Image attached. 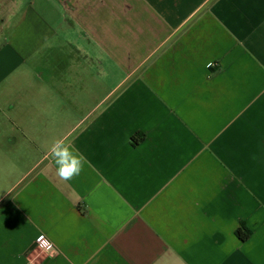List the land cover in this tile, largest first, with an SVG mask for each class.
<instances>
[{"label":"crops","instance_id":"crops-1","mask_svg":"<svg viewBox=\"0 0 264 264\" xmlns=\"http://www.w3.org/2000/svg\"><path fill=\"white\" fill-rule=\"evenodd\" d=\"M17 2L0 264H264V0ZM58 136L89 161L68 182Z\"/></svg>","mask_w":264,"mask_h":264},{"label":"clouds","instance_id":"clouds-1","mask_svg":"<svg viewBox=\"0 0 264 264\" xmlns=\"http://www.w3.org/2000/svg\"><path fill=\"white\" fill-rule=\"evenodd\" d=\"M47 158L54 167V175L63 182H68L79 176L89 161L74 145L71 138L54 137L47 147ZM7 175H14L20 170L18 166L7 161L2 165ZM0 191L10 192L7 186H0Z\"/></svg>","mask_w":264,"mask_h":264},{"label":"rangeland","instance_id":"rangeland-1","mask_svg":"<svg viewBox=\"0 0 264 264\" xmlns=\"http://www.w3.org/2000/svg\"><path fill=\"white\" fill-rule=\"evenodd\" d=\"M8 1V2H6ZM12 0H0V26L3 27V31H0V44H2L5 39H8L10 34H9V29L11 27V23H14L19 17L17 15V17H13L10 22L5 25L6 21L5 20H1L2 17H4L6 15V12H7V6L8 4H11ZM26 1L27 0H18L17 4L18 6H20L21 9H24L25 6H26ZM7 3V5H5L4 3ZM4 4V5H3ZM37 5V3H36Z\"/></svg>","mask_w":264,"mask_h":264},{"label":"built area","instance_id":"built-area-1","mask_svg":"<svg viewBox=\"0 0 264 264\" xmlns=\"http://www.w3.org/2000/svg\"><path fill=\"white\" fill-rule=\"evenodd\" d=\"M38 246L46 253L53 254L56 249L54 244L46 237L40 236L37 240Z\"/></svg>","mask_w":264,"mask_h":264},{"label":"trees","instance_id":"trees-1","mask_svg":"<svg viewBox=\"0 0 264 264\" xmlns=\"http://www.w3.org/2000/svg\"><path fill=\"white\" fill-rule=\"evenodd\" d=\"M244 236H246V234H243Z\"/></svg>","mask_w":264,"mask_h":264}]
</instances>
